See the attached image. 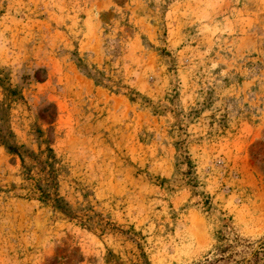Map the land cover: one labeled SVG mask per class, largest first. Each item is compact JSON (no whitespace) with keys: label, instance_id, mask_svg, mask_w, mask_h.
<instances>
[{"label":"rangeland","instance_id":"1","mask_svg":"<svg viewBox=\"0 0 264 264\" xmlns=\"http://www.w3.org/2000/svg\"><path fill=\"white\" fill-rule=\"evenodd\" d=\"M0 79V264H264V0H0Z\"/></svg>","mask_w":264,"mask_h":264},{"label":"trees","instance_id":"2","mask_svg":"<svg viewBox=\"0 0 264 264\" xmlns=\"http://www.w3.org/2000/svg\"><path fill=\"white\" fill-rule=\"evenodd\" d=\"M0 82H1V79H0ZM0 84L2 85L3 83H0ZM6 89H7L8 92H10V94H15L14 90L8 89V87ZM9 136L10 135L8 134L7 128H5L4 130H2L0 128V140H1V143H3V144L6 143L7 142V137H9ZM21 147H22V145H19V146H16V145H13V144L7 145V148H8L9 151L14 152L16 154H19V156H21L20 151H19V149ZM50 151H51V149H50ZM46 162H47V160H46ZM50 164L51 163H49V165ZM45 179H47V177H37L35 179L34 183H33L32 190H34L35 192H38V198L39 199L51 197V194L46 191L48 189V184L45 183V181H44ZM54 202H56L57 203V207H59L61 205L60 197H55L54 198Z\"/></svg>","mask_w":264,"mask_h":264}]
</instances>
